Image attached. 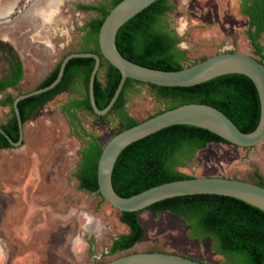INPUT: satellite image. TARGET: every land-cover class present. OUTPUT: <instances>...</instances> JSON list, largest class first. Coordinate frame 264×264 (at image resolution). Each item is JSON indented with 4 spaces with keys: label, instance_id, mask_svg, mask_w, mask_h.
Returning a JSON list of instances; mask_svg holds the SVG:
<instances>
[{
    "label": "rangeland",
    "instance_id": "1",
    "mask_svg": "<svg viewBox=\"0 0 264 264\" xmlns=\"http://www.w3.org/2000/svg\"><path fill=\"white\" fill-rule=\"evenodd\" d=\"M207 1L170 0L175 8L164 22L181 37L179 48L187 57L183 66L228 51L260 60L243 33L229 43L217 26H207L193 18V12H197L193 7L204 6ZM215 1L221 12L229 4L236 6L235 0ZM109 2L0 0V40L13 47L24 67L19 89H12L11 95L39 88L66 55L83 49V29L100 14L81 11L78 5ZM259 41L264 54V34ZM5 74L6 62L0 59V78ZM100 78L104 81V70ZM84 92L80 85L58 95L25 123L21 146L0 150V264H104L126 254L154 251L206 264H231L229 258L214 252L210 239L192 235L183 219L167 211L154 215L150 210L142 211L139 218L145 237L130 250L110 253L113 240L127 233L128 228L120 219L121 213L98 193L79 189L75 173L86 141L95 136L105 145L120 126L113 115L102 121L78 111L87 135L80 128L81 133H75L63 107ZM7 96L0 94V125L12 116L11 106L2 105ZM163 108V102L148 86H136L127 94L126 110L139 122ZM179 170L194 177L220 176L254 183L258 181L256 171L264 178V142L252 150L212 143Z\"/></svg>",
    "mask_w": 264,
    "mask_h": 264
},
{
    "label": "trees",
    "instance_id": "2",
    "mask_svg": "<svg viewBox=\"0 0 264 264\" xmlns=\"http://www.w3.org/2000/svg\"><path fill=\"white\" fill-rule=\"evenodd\" d=\"M121 1L78 5L81 11H96L100 14V17L86 23L83 29L86 31L83 49L80 51L96 53L101 57L95 83L96 103L100 109H104L114 96L121 73L101 54L99 32L107 15ZM174 8L170 0H158L124 24L116 39L122 55L132 62L153 69L176 71L185 68L182 62L187 57L185 51L178 47L181 37L175 30L168 29L164 22V17ZM258 8L263 10L264 2L257 3L254 9ZM253 23L258 26V35L249 33V37L255 53L263 63V48L258 39L261 32H264V18L253 19ZM60 65L61 62L39 88L48 86L57 78ZM94 65L93 58L72 59L61 82L54 89L20 101L19 110L23 123L58 95L72 92L80 85L85 92L63 107V112L77 134L81 133L79 128L86 134L77 116L78 111H85L102 121L110 115L117 117L119 125L123 126L118 132L140 123L124 107L127 94L136 86H148L156 99L163 102L164 108L155 115L183 104L202 103L220 109L244 132H252L259 123L261 109L256 87L251 79L242 74L219 76L191 87L158 86L129 78L111 111L105 116H98L89 97ZM103 70L104 81L100 78ZM22 77L23 66L19 61L15 79L0 81V93L10 86H16ZM7 95L2 105L11 106L12 116L2 127L17 141L19 128L13 108L15 97ZM210 142L228 144L216 134L191 125L171 126L131 144L121 153L115 165L112 176L115 191L122 196H132L162 183L193 178L194 176L179 170V167L186 165L198 149L206 147ZM9 147V141L0 133V150ZM102 149L103 145L95 136H91L81 149V161L75 173L80 190L100 195L97 168ZM255 174L258 181L254 183L264 187L263 176L258 171ZM146 210L154 213L162 210L172 212L189 225L192 235L210 239L214 252L229 258L231 264H264V212L244 201L213 194L189 195L163 200ZM120 219L130 230L114 239L110 248L112 255L132 249L145 236L139 212H121Z\"/></svg>",
    "mask_w": 264,
    "mask_h": 264
},
{
    "label": "water",
    "instance_id": "3",
    "mask_svg": "<svg viewBox=\"0 0 264 264\" xmlns=\"http://www.w3.org/2000/svg\"><path fill=\"white\" fill-rule=\"evenodd\" d=\"M158 0H122L107 15L99 32V47L103 57L121 73L120 83L109 104L100 109L96 103L95 83L101 66L96 53L73 52L61 61L57 78L48 86L17 96L13 108L17 116L20 141L15 142L0 127V133L17 147L24 137V123L19 102L54 89L62 80L69 62L75 58H93L95 65L89 83L92 108L98 116L107 115L118 100L127 79L165 87H191L227 74L247 76L256 87L260 101V120L252 132L242 131L225 113L213 105L188 103L154 115L137 125L115 134L105 145L98 161L97 177L100 196L121 212H139L166 199L213 194L244 201L264 212V187L220 176H202L174 180L153 186L132 196L118 194L112 176L121 153L131 144L175 125H191L206 129L224 139L235 150H252L264 142V64L257 58L234 51L212 55L181 70L153 69L130 61L119 51L116 39L120 28ZM104 264H206L196 259L167 252H135L114 258Z\"/></svg>",
    "mask_w": 264,
    "mask_h": 264
},
{
    "label": "flooded vegetation",
    "instance_id": "4",
    "mask_svg": "<svg viewBox=\"0 0 264 264\" xmlns=\"http://www.w3.org/2000/svg\"><path fill=\"white\" fill-rule=\"evenodd\" d=\"M263 2H264V0H235L236 6H231V4H229L225 8V10H223L221 12L220 6L218 5V3L215 0H208L204 6L196 5L195 7H193V9L197 11V12H193V18L201 21L204 25L217 26L219 31L222 33L223 37L230 39L229 43H231V42L234 43V39L237 36H239L241 33H243L246 36L247 40L250 42L251 46L253 47L252 39L249 37V33H251L252 35H255V36L258 35V26L256 23H253V19L254 20H256V19L262 20L264 18V9L261 10L260 8H258L255 10L254 7L256 6L257 3H263ZM21 3H23V2L19 1V4H21ZM231 7H232V10H231ZM14 9L16 11H18L17 7H15ZM11 11H12V9H11ZM22 13H23V11L20 12V14H22ZM12 16H13L12 18H15L17 15H14V13H13ZM263 34H264V32H261L260 37ZM260 37H259L258 41L260 40ZM180 45H181V43L178 44V47ZM0 47H1L0 48V59L5 60V62H6V74L0 78V81L7 80L10 78L15 79V71L18 70L19 61H21V60H20L18 54L13 50V47L10 44H8L7 41L0 40ZM253 49H254V47H253ZM11 51L13 52V53H11L12 55L10 54ZM22 66H23V64H22ZM54 69L48 74V76H50V74L54 71ZM23 76H24V67H23ZM47 77L45 78V80L47 79ZM22 79H23V77H22ZM21 81L16 86L8 87L5 91L1 92L0 94H12L11 90L12 89L18 90L19 84L21 83ZM21 94H24V93H21ZM124 107L126 108V104ZM2 125H0V127H2ZM24 125H25V123H24ZM119 126H120V128L116 132H118L123 127L122 125H119ZM18 128H19V126H18ZM23 139H24V137H23ZM23 139H22L19 146L22 145ZM19 141H20V132H19V138L15 142H19ZM212 143H217V142H210V143H208V145H210ZM208 145L204 148L198 149L196 151L195 155L197 154L198 151H201V150H204L205 148H207ZM10 146L11 147H9V148L14 147L11 144H10ZM19 146H17V147H19ZM4 149H8V148H4ZM166 211L170 212L168 210H162L159 213L166 212ZM170 213H172V212H170ZM152 214L154 215V214H158V213L152 212ZM174 216L177 219H180L176 215H174ZM140 222H141V220H140ZM183 222H185V221L183 220ZM123 224H125V223H123ZM125 225L127 226L128 232H129V230H130L129 226L127 224H125ZM145 234H146V232H145Z\"/></svg>",
    "mask_w": 264,
    "mask_h": 264
}]
</instances>
